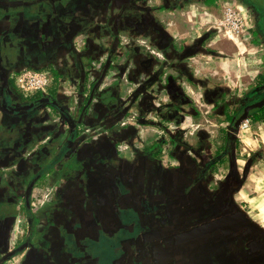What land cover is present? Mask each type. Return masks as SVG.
<instances>
[{
    "label": "flooded vegetation",
    "instance_id": "af4514ba",
    "mask_svg": "<svg viewBox=\"0 0 264 264\" xmlns=\"http://www.w3.org/2000/svg\"><path fill=\"white\" fill-rule=\"evenodd\" d=\"M112 1L0 0V264H264V234L232 204L230 182L210 195L200 187L204 175L241 144L243 122H264V105L242 118L248 108L264 101V0H218L214 7L227 4L241 12L250 44L263 45L260 73L246 89L208 91L202 97L201 107L211 116L225 105L227 118L219 131L226 135L220 138L223 149L206 156L204 166L195 172L173 164L164 167L157 151L118 152V139L124 136L141 133L137 144L144 146L147 134L141 128L149 100L144 89L126 99L136 111L132 126L123 122L127 111L110 105L118 92L106 91V105H97L82 124L88 138L79 137L77 122H70L62 111L56 113L62 106L61 97L51 92L54 80L44 92L25 94L17 87L20 72L43 70L58 50L70 52L73 40L100 10L115 7ZM156 1L154 5L151 0L118 1L122 13L111 11L112 29L134 30L145 24L147 32L162 37L165 30L147 10L162 5L170 19L189 24L188 31L184 26L175 35L188 43L175 46L193 53L191 62L209 76L208 64L215 60L202 62L201 56L221 55L207 43L222 30L207 15L197 18L194 11L200 3L206 7L217 0ZM156 80L157 75L148 76L143 88ZM209 100H215L214 105ZM186 106L180 111L195 110ZM191 122L183 132L172 133V142L193 155L196 149L203 152L202 143L209 137L203 139L205 127ZM250 152L253 160L263 158V151ZM44 183L52 186L48 200L32 211L31 192Z\"/></svg>",
    "mask_w": 264,
    "mask_h": 264
},
{
    "label": "crops",
    "instance_id": "0c3cea01",
    "mask_svg": "<svg viewBox=\"0 0 264 264\" xmlns=\"http://www.w3.org/2000/svg\"><path fill=\"white\" fill-rule=\"evenodd\" d=\"M118 1L123 2L124 0H114L112 3L115 7L106 6L100 10L96 20L73 40L70 52L65 49L58 50L53 60L45 65L43 71L50 73L52 82L53 80L55 82L51 92L57 98L61 97V100L58 99V101L62 108L57 106V111H53H56L57 114L62 111L70 122L73 124L77 122L76 126L80 129L79 137L89 138L90 134L81 129L87 122L85 119L92 117L97 105H106L107 102L104 98L106 91H117L118 98L123 96L128 100L133 97L136 91L144 89V95L149 98L146 103L147 107H158V111H160L158 115H162L165 125L175 126L173 128L176 129L171 130L170 133L147 131L146 141L142 139L144 146L137 144L139 143L138 139L143 138L141 133L134 137L130 136L128 139L124 136L118 139V152L128 154L134 150H144L150 153L157 151L164 167L173 164L180 170L194 172L200 170L206 162V156H214L223 149V147H219L221 141L219 142L218 139L224 137L226 133L224 130L219 131L216 128L219 129L227 118V115L222 118L218 115L203 114L199 109L204 101L202 97L206 96L208 91H220L221 89L236 92L237 87L238 90L246 89L252 84L251 80L260 73V62L255 64L256 69L251 70V67L248 66H235L233 58L237 54L234 53L229 58L222 55L214 59H211L212 56L205 57L211 61L215 60L216 67H210L212 70H210L209 76H204L200 65L195 66L191 62L195 55L184 53L185 50L181 49V45L179 49H177V45L175 46V44L185 46L188 43V41L180 42L185 38H177L175 35L185 29L184 32L188 31L189 24H185L180 18L170 19L167 14L168 10L161 5L159 6L162 7L161 9L149 8L147 10L155 14L156 22L165 30L162 37H158L153 31L147 32L148 29L144 28V26L147 27L145 24L137 26L134 30L112 29V21L115 16L111 14V11L116 12L117 15L122 13V8L117 5ZM151 3L154 5L157 1L151 0ZM159 3H163V0H159ZM218 3L217 0L215 4L210 3L206 7L213 10L215 6L219 5ZM206 7H202L200 3L197 9L207 11ZM131 12L129 11V14ZM243 36L251 38L248 30L244 32ZM215 38L209 39L207 45L221 51L220 48L212 47ZM235 38H242V36H235ZM253 38L259 37L253 36ZM254 43L256 45H250L255 51V57L259 60L260 48L263 45L255 41ZM212 52L214 53V51ZM201 58L204 59L202 56ZM111 63L113 66L110 65ZM150 75H157L156 82L143 88L142 83ZM119 78H123L127 84L123 85L117 82ZM120 89L122 90L121 94ZM186 99L189 103H186ZM209 101H212L210 104L214 105L215 100ZM187 104L198 108L195 110L200 114L194 112L193 108L192 112L194 113L189 115L181 112L179 108H186ZM48 109L50 111V108ZM185 115L194 122L198 121L200 127L207 128L203 131L204 135L201 136L203 139L209 137L207 143L206 141L202 143L203 152L196 149L192 155L185 147L178 148L172 142V133L181 127V121L183 123V120L186 119ZM130 116L131 114L127 113L125 119L132 121L133 117ZM103 118L102 116V121H104ZM101 124L102 122L99 121L97 126L100 127ZM253 126L256 130L250 131V135L258 146L257 151L259 153L263 151V159L253 160L250 155V151L253 149L243 146L247 143L241 139V144L234 149L233 155H224L204 175L200 181V187L205 194L210 195L224 189L229 181L232 204L264 234V122L258 121ZM99 132L103 136L109 135V132ZM76 135L78 138V133ZM51 187L50 184L44 183L32 190L30 195L32 211L45 205ZM18 226L19 223L17 229Z\"/></svg>",
    "mask_w": 264,
    "mask_h": 264
},
{
    "label": "rangeland",
    "instance_id": "374dc122",
    "mask_svg": "<svg viewBox=\"0 0 264 264\" xmlns=\"http://www.w3.org/2000/svg\"><path fill=\"white\" fill-rule=\"evenodd\" d=\"M230 5H223L222 8L219 9H213V10H198L195 8V15H197V18H202V15H207V18H209L211 20V23H213L214 25L218 24V21L223 20L224 19V12L223 10L228 7ZM247 31V28H246ZM244 33H242V38H228V35L225 33V31L223 30L220 33V38H215L213 40L212 43V47L213 48H220L221 49V55L223 57H231L232 54H237V56L235 58H233L234 60V65L235 66H240V67H251V70L256 69L255 68V64L258 63L257 58L255 57L254 54V49H252V46L250 45L251 39L250 38H246L243 36ZM212 51H216L215 49H210ZM207 58L202 59V62H207ZM218 62V61H217ZM208 66L210 67H216V63L212 62L210 64H208ZM117 68V67H116ZM124 81V82H123ZM117 82H119L120 84H127L125 82V80L123 78H119L117 80ZM121 89H120V94H121ZM117 97V96H116ZM117 101H115L114 103H110L112 102V100L107 97V100H110L109 103L112 106L113 104H116L117 107H119L122 112L123 111H127L126 113H123L124 116L127 115V113H130L132 118V121H129L128 119H123V122H125L126 120V124L128 125H133L134 121L136 120V111L134 110V107L132 108L129 104L127 105V103H129V101L126 100L125 97L121 96L120 97V102H118V97L116 98ZM117 102V103H116ZM118 108V109H119ZM140 108H138L139 110ZM145 107H141V110H144ZM195 109L197 110L198 108L195 107ZM199 109H201V112L203 114H206V111L203 107H200ZM188 111L185 112V114H190V113H194L192 112L191 108H187ZM224 110H225V105H221L217 108V110L215 111V114L218 116H221L222 118H224ZM147 113V114H146ZM160 114V111H158V107H147V110L145 111V115H143L145 117V120H143L142 125H144L141 129L144 132V135L147 134V131L150 132H157V131H167L168 129L170 130H175L176 128H173L175 126H167L165 125L166 123L163 122L162 119V115H158ZM200 114V113H199ZM130 116V117H131ZM151 116V118H150ZM187 116V115H186ZM189 117V116H187ZM198 117H200L198 115ZM156 119L157 123H150L149 121H154ZM189 121H185L182 123L181 121V127L178 128L175 132H183L184 128L186 127V124H192L191 119L188 118ZM149 120V121H148ZM198 123V121H197ZM196 125V123H194ZM226 125V123L224 124V126ZM207 129L206 127L204 128V130ZM216 130H219L218 128H216ZM256 130V128L254 129V126L252 125L251 121H249V126L248 128H242V134H241V139L245 140V142L247 143V145H243L245 146L247 149L248 148H252L255 150V152H257V144L253 142V138L250 135V131ZM151 134V133H149ZM249 138V139H247ZM219 142L221 141L220 139L218 140ZM244 144V143H243ZM263 159V158H262ZM260 159V160H262Z\"/></svg>",
    "mask_w": 264,
    "mask_h": 264
},
{
    "label": "built area",
    "instance_id": "2783aa9c",
    "mask_svg": "<svg viewBox=\"0 0 264 264\" xmlns=\"http://www.w3.org/2000/svg\"><path fill=\"white\" fill-rule=\"evenodd\" d=\"M224 19L216 25L228 35V38L242 35L246 31L245 21L240 11L230 6L224 10ZM17 87L25 94L44 92L52 84L50 73L43 70H24L16 77ZM249 121L242 124V128H248Z\"/></svg>",
    "mask_w": 264,
    "mask_h": 264
},
{
    "label": "water",
    "instance_id": "95a60500",
    "mask_svg": "<svg viewBox=\"0 0 264 264\" xmlns=\"http://www.w3.org/2000/svg\"><path fill=\"white\" fill-rule=\"evenodd\" d=\"M262 105H264V101L259 102L258 104L254 105V106H251L250 108H248V110L246 111V113L243 115L242 118H246L250 110L258 108V107H260Z\"/></svg>",
    "mask_w": 264,
    "mask_h": 264
}]
</instances>
